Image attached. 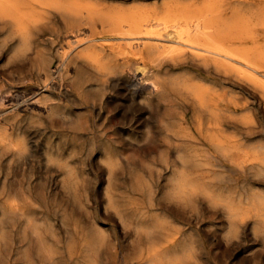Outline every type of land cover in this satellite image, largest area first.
Returning a JSON list of instances; mask_svg holds the SVG:
<instances>
[{
  "label": "bare ground",
  "instance_id": "1",
  "mask_svg": "<svg viewBox=\"0 0 264 264\" xmlns=\"http://www.w3.org/2000/svg\"><path fill=\"white\" fill-rule=\"evenodd\" d=\"M87 1L43 2L58 9L65 24L64 28H53L43 41L42 15L47 12L48 18H55L59 15L56 10L42 14V9L34 5L0 0V57L5 52L11 54L10 67L14 70L22 69L29 60L35 61L26 74L27 84L31 85H25V91L15 89L17 86L9 78H0V150L17 147L14 119L21 108L35 105L55 116L59 103L69 98L98 111L94 116L88 115L89 124L82 127L85 134L97 133L105 141V163L109 167L121 161L131 163L106 146L114 144L110 136L113 125L126 123V119L116 121L112 111H107L105 101L116 99L118 88L123 87L132 97L131 108L148 113L144 119L139 116L130 127L162 117L163 125L158 130L171 142L152 140L140 148L146 154L157 147L165 151L160 162L168 166V196L192 204L198 195H204L210 203L221 206L235 231L248 224L250 217L264 224L263 194L214 188L207 182L206 174L198 172L229 163L225 171L264 173V145L245 143L238 138L241 127L228 126L224 91L230 78L229 67L264 85V44H260L262 34L258 28L264 22V9L247 11L248 14L238 9L229 17L226 0H117L120 5ZM23 77L19 74L20 86ZM234 82L239 84L235 79ZM36 84L40 88L28 92V87ZM90 92L93 102L89 101ZM240 107L235 104L236 110ZM103 114L105 118L99 124L94 118L102 119ZM54 118L52 122H56ZM229 129L234 130L232 135ZM120 138L129 140L125 132ZM173 148L177 149L176 156L170 159L167 155ZM157 162L160 163L159 159ZM178 232L167 231L164 237L173 244L151 254L143 264H187L193 249L186 240H178Z\"/></svg>",
  "mask_w": 264,
  "mask_h": 264
},
{
  "label": "rangeland",
  "instance_id": "2",
  "mask_svg": "<svg viewBox=\"0 0 264 264\" xmlns=\"http://www.w3.org/2000/svg\"><path fill=\"white\" fill-rule=\"evenodd\" d=\"M18 1L42 9V14L56 10L42 4L47 0ZM88 1L121 4L117 0ZM226 3L229 17L238 9L245 14L264 9V0H226ZM57 10L59 15L52 19L47 17V12L41 14L45 17L43 41L49 38L53 28H64ZM260 26V44H264V22ZM12 60L8 52L0 57V78H9L17 86L15 89L25 91L24 86L31 85L27 84L26 74L35 61L29 60L25 67L14 70L10 67ZM19 74L25 76L21 86L17 83ZM227 75L230 78L224 91L228 126L239 125L238 138H243L245 143L264 145V85L232 67L228 68ZM28 88L29 92L40 86ZM122 88H118L116 99L105 101V107L112 111L116 121L125 117L126 123L113 125L110 136L114 144L106 143V146L131 163L121 161L112 168L105 163L108 157L103 146L105 141L99 139L97 133L85 134L82 127L89 124L88 115L97 114L93 107L65 97L66 101L57 106L55 116L35 105L21 108L14 119L13 138L17 147L0 150V264H143L151 254L173 244L164 237L167 231L173 234L180 231L176 236L178 240H186L192 247L193 255L187 264H264V224L250 217L246 227L235 231L221 206L210 203L204 195H198L192 204L167 195L168 166L160 162L165 151L157 147L146 154L140 148L152 140L171 142L158 130L159 125H163L162 117L157 116L149 123H137L136 128L130 127L139 116L144 119L148 113L138 107L132 109V97ZM90 94L89 101L93 102L94 95ZM235 104L241 107L236 110ZM103 115L102 119H94L100 124L105 118ZM52 118L56 122H52ZM233 131L229 129L228 132L232 135ZM123 132L129 140L120 138ZM154 132L159 133L155 135ZM176 152L173 148L167 156L174 159ZM228 167L229 163H225L198 172L205 173L207 182L214 188L264 195V173L255 170L232 173L225 171Z\"/></svg>",
  "mask_w": 264,
  "mask_h": 264
}]
</instances>
